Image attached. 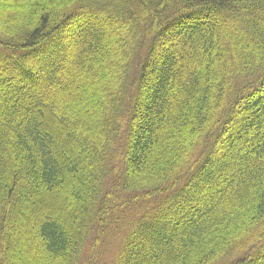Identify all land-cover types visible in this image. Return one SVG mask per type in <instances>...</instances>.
Wrapping results in <instances>:
<instances>
[{"label": "trees", "instance_id": "16d2710c", "mask_svg": "<svg viewBox=\"0 0 264 264\" xmlns=\"http://www.w3.org/2000/svg\"><path fill=\"white\" fill-rule=\"evenodd\" d=\"M0 264H264V0L0 2Z\"/></svg>", "mask_w": 264, "mask_h": 264}, {"label": "rangeland", "instance_id": "374dc122", "mask_svg": "<svg viewBox=\"0 0 264 264\" xmlns=\"http://www.w3.org/2000/svg\"><path fill=\"white\" fill-rule=\"evenodd\" d=\"M5 1H6V0H0L1 3H2V2L4 3ZM37 7H38V6H37Z\"/></svg>", "mask_w": 264, "mask_h": 264}]
</instances>
